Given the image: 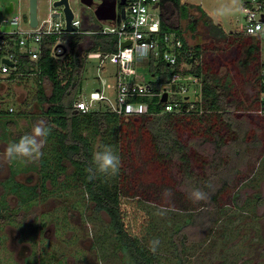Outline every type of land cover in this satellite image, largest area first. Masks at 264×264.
<instances>
[{
  "label": "trees",
  "instance_id": "16d2710c",
  "mask_svg": "<svg viewBox=\"0 0 264 264\" xmlns=\"http://www.w3.org/2000/svg\"><path fill=\"white\" fill-rule=\"evenodd\" d=\"M159 5L161 33L176 32L182 46L174 51V65H168L161 57L152 54L148 57L149 74L157 79L146 83L154 95L134 99L148 104L146 114L118 115L106 104L87 112L74 106L81 93L88 55L117 51L116 35L96 31L87 16L82 18L81 25L83 30L91 28V32L43 36L39 57L35 61L20 52L17 35L0 34V60L9 51L14 52L17 58L6 73L5 82L36 76L35 100L41 109L35 117L51 127L39 157L42 172L47 176L53 170L59 172L63 176L60 182L63 191L77 194L80 191L82 196L87 195L98 209L108 214L114 247L126 255L131 264H160L157 253L150 250V243L143 240L145 231H151L149 223H146L148 212L142 200L136 202L129 198L133 190L130 191L127 184L137 172L135 143L144 147L148 154L144 160H150L154 170L165 175L171 161H176L183 182H190V190L200 189L207 193V199L201 200L199 209L194 210L191 206L182 209L184 220L175 224L171 233L170 240L176 247L178 264L185 260L187 243L204 234L210 235L218 217L226 213L223 197H232L233 206L239 209L251 205L254 208L255 199L252 198L245 207L241 202L244 193L239 191L247 192L246 186L241 185L231 194L228 191L241 170L240 166H244L249 142L256 143L253 140L255 121L250 112L256 109L264 114V98L247 95L242 87V84L256 81L258 93L262 94L259 73L264 61L261 59L260 40L241 33L239 29L225 31L196 4L160 0ZM175 11L183 20H188L189 29L195 31L197 24L202 25L205 35L201 41L209 40L206 43L188 42L181 27L173 20ZM2 38L7 40V44L1 46ZM220 40L227 49L232 45L236 47L240 56L237 65L220 59L203 61L204 49L214 51ZM57 46H60V52H57ZM224 66L225 73L220 71ZM173 73H179L182 78L171 85L175 96L172 100H179L180 109L164 111L165 103L156 93L168 83ZM44 82L50 83V93L46 92ZM194 83H198L197 88ZM182 87H186L187 92L192 90L194 97L186 95L187 92L178 93ZM8 108H1L0 115L20 114L14 108L13 111ZM97 134L106 137L102 142L119 155L121 167L114 176L97 174L89 179L86 169L90 166L92 153L97 150L93 147ZM184 134L186 138H183ZM68 165L71 166L70 172L67 171ZM192 168L201 172L211 168L212 172L200 179ZM162 177L165 185L167 176ZM256 196L254 194L253 197Z\"/></svg>",
  "mask_w": 264,
  "mask_h": 264
},
{
  "label": "rangeland",
  "instance_id": "374dc122",
  "mask_svg": "<svg viewBox=\"0 0 264 264\" xmlns=\"http://www.w3.org/2000/svg\"><path fill=\"white\" fill-rule=\"evenodd\" d=\"M12 1L14 3V13L27 14L28 0ZM242 1L182 0L184 3L198 5L202 11L208 14L215 23H218L227 32L238 30L240 27L243 16L241 12ZM6 2L7 0H0V18L6 14L3 11ZM69 4L77 16L81 18H84V16L88 17L92 28L98 29L101 25H104L95 18L93 9L85 7L80 0H69ZM48 7L49 0H38V14L41 17L46 15ZM173 20L181 27L182 34L191 44H195L196 42L206 43L209 40L201 41L203 39L202 36L205 35L202 25L199 24L195 31L189 29L187 27L188 20H183L177 11L174 12ZM23 26L26 27V23H23ZM214 49V51L210 48L204 49L203 61L207 59H220L237 65L240 56L236 47L232 45V47L227 49L222 40H220L215 44ZM60 51V46H57V52ZM260 51L261 59L264 61V40L260 41ZM96 56L97 54L88 55L83 71L82 89L78 100L88 101L90 93L100 87L99 75L105 78L108 90L114 88L116 65L106 60L104 66L100 68L98 66L99 60ZM140 64L143 65H138V63V66L136 65L138 78L143 79L145 82L150 80L156 81L157 77L149 74L145 62L141 61ZM220 71L225 73L226 67H221ZM35 77L34 75L27 76L18 81L8 80L7 82H5L6 80H0V109L4 108L3 110H5L6 107L12 106L14 111L20 113L18 115L13 114V116L0 115V150L2 151H4L9 143L15 142L22 135L31 132L33 125L38 121H43L35 117L36 114H40L41 109L35 100ZM197 84L194 83L196 88ZM44 86L46 92L50 93V83L44 82ZM163 87L172 89L170 85L164 84ZM242 87H244V92L250 95L252 91L251 81L247 84H242ZM186 95L194 97L192 90H188ZM260 95L263 96L262 94ZM111 97L113 98L114 95H111ZM173 97L175 98L172 92H170V100ZM104 104L108 106L104 101H94L91 104V109L101 108ZM250 113L254 117V126L258 122L261 128L257 132L258 135L253 138V140H256V143L249 142L246 151L247 159L244 161V166H240L241 170H239V174L233 184L231 183L230 190L228 191L231 194L232 191L237 190L241 185L246 186L245 191L247 192H244V190L239 191L244 193L241 196V202L242 206L245 207L246 203L254 198L253 193L261 191L260 186L264 194V114L257 112L256 109H252ZM186 137L184 134L183 138ZM105 139L106 137L101 134L95 135L93 142L94 149L103 146V140ZM105 144H108V141ZM133 146L135 156L137 157L136 160H138L137 172L133 174L134 178L128 182L127 186L130 191L133 190L129 198L135 199L136 202L142 200L148 212V221L146 223H149L151 231H145L143 240L148 243L153 240H159V246L156 248L155 253L160 258V264H178L179 259L175 253L176 247L170 240L171 233L174 230L175 224L182 223L184 220L182 209L191 206L192 209L197 210L200 208L201 201L193 202V200L189 199L188 194L191 191L190 182L187 180L185 183L183 182L182 175L178 172V162L171 161L172 164L166 169L165 172L167 174L165 175L167 178L164 185L161 179L165 175L162 172L154 170V165L150 160H144V156L148 155L144 147L139 143H135ZM37 159L32 161L36 162ZM70 170L71 166L68 165L67 171L70 172ZM192 171L200 179H204L206 175H210L212 172L211 168H208L204 172L192 168ZM261 183L263 186L260 185ZM250 188H255V191L250 190ZM125 189L127 190V188ZM79 194H81L80 191ZM143 195L146 197L143 198ZM70 198L72 199L73 197ZM223 200L226 201V213L218 217V222L210 235L206 236L204 234L202 237L195 238L187 243L183 264H237L238 261L239 264H251L252 261L259 259L260 253L257 247L260 246V240L264 238V219L263 217L260 219L257 217L260 216L261 212H264V205L257 210L251 208V206L239 209L233 206L232 197L230 199L229 196H225ZM135 205L136 203L133 204V207ZM95 216H98L101 220L98 221ZM94 217L93 219L96 221L94 224L98 225L97 230H101L102 225L109 226L110 219L106 214L99 212ZM113 242V238H110V236L106 237L104 241L107 250L106 256H99L96 264H131L126 255L116 250L114 244H112ZM112 249L116 250L115 254L112 252Z\"/></svg>",
  "mask_w": 264,
  "mask_h": 264
},
{
  "label": "flooded vegetation",
  "instance_id": "af4514ba",
  "mask_svg": "<svg viewBox=\"0 0 264 264\" xmlns=\"http://www.w3.org/2000/svg\"><path fill=\"white\" fill-rule=\"evenodd\" d=\"M251 85L250 95L259 97L258 82ZM255 127L257 136L261 125L256 122ZM49 175L42 172L39 158L0 160V264H96L99 256H106L104 241L108 236L114 239V234L110 223L97 230L93 217L108 214L87 195L63 191L59 172ZM260 189L253 193L256 210L264 205ZM263 214L257 218L264 219ZM259 244V259L251 264H264V238Z\"/></svg>",
  "mask_w": 264,
  "mask_h": 264
},
{
  "label": "built area",
  "instance_id": "2783aa9c",
  "mask_svg": "<svg viewBox=\"0 0 264 264\" xmlns=\"http://www.w3.org/2000/svg\"><path fill=\"white\" fill-rule=\"evenodd\" d=\"M54 0H49V7L44 17L37 14L38 23L35 27H31L28 23V11L26 15L21 13H6L0 18V34L17 35V45L20 52L25 53L31 61H35L39 57V44L45 35L60 36L64 31V14L62 6H53ZM95 1V0H94ZM100 0H96L98 3ZM160 0H125V17L121 18L119 12L114 21L101 22L100 28L95 29L100 33L114 34L117 37V51L111 53H92L97 54L99 67L102 68L106 60L116 65L115 82H114V98L112 99L106 93L105 78L98 76L100 80L99 89L92 91L88 101L78 100L75 107L87 112L91 109L94 101H104L110 109L118 115H134L146 114L148 112V104L134 99L142 96H151L149 85L143 81L135 79L137 75V62L144 61L147 63L148 57L152 54L154 57H161L168 65L176 63L175 50L181 48L182 42L180 36L176 32L161 33V8ZM157 3V7L154 4ZM72 9V8H71ZM73 11V9H72ZM242 22L239 31L245 35H249L264 40V0H243L241 5ZM73 19L71 25L75 28L73 32H91L90 28L82 29V18L77 16L73 11ZM26 16V18H25ZM26 23V27L23 26ZM9 25L8 32L2 31L1 27ZM129 40V46L121 48L123 41ZM7 44V40L1 39V46ZM3 58L11 61V65L1 62L0 80L4 79L9 68L17 61L14 52H7ZM138 66V65H137ZM133 77V79L129 77ZM260 83L262 87V97L264 98V67L259 73ZM179 73L171 74L169 81L165 85H172L181 80ZM163 92H167L168 96L164 102V111H173L180 109L178 99L169 100L171 89L160 87L156 95L162 96ZM186 87L180 88L178 93L185 94ZM13 111V107L8 108Z\"/></svg>",
  "mask_w": 264,
  "mask_h": 264
},
{
  "label": "clouds",
  "instance_id": "9594fccd",
  "mask_svg": "<svg viewBox=\"0 0 264 264\" xmlns=\"http://www.w3.org/2000/svg\"><path fill=\"white\" fill-rule=\"evenodd\" d=\"M51 132V127L44 121H38L33 125L31 132L22 135L17 141L9 143L0 153V160L8 162L10 160L31 161L42 155V148ZM121 167V159L111 146L103 145L92 153L90 166L86 171L88 178H95L97 174L103 176L116 175ZM189 199L193 202L207 199V193L200 189H193L189 192ZM159 246V240L150 242V250L155 252Z\"/></svg>",
  "mask_w": 264,
  "mask_h": 264
},
{
  "label": "water",
  "instance_id": "95a60500",
  "mask_svg": "<svg viewBox=\"0 0 264 264\" xmlns=\"http://www.w3.org/2000/svg\"><path fill=\"white\" fill-rule=\"evenodd\" d=\"M81 3L88 8L93 9V14L97 20L100 22L114 21L117 18V14L121 18L125 17V0H100L98 3H95L94 0H80ZM53 6H62V11L64 14V31L73 32L74 27L71 25L73 19V11L69 4V0H54ZM154 7H157V3L154 4ZM14 9V3L12 0H7L4 5L3 11L5 13H11ZM38 0H28V23L31 27H35L38 23ZM2 31L8 32L10 30L9 25H4L1 27ZM131 42L129 40L123 41L121 43V48L129 46ZM2 63L11 65V61L7 58L1 59ZM167 99V92H163L161 96V101L165 102Z\"/></svg>",
  "mask_w": 264,
  "mask_h": 264
},
{
  "label": "crops",
  "instance_id": "0c3cea01",
  "mask_svg": "<svg viewBox=\"0 0 264 264\" xmlns=\"http://www.w3.org/2000/svg\"><path fill=\"white\" fill-rule=\"evenodd\" d=\"M13 10H14V9H13ZM137 63H138V65H143V64H140L139 61H138ZM145 64H146V63H145ZM146 65H147V64H146ZM136 67H137V66H136ZM136 69H137V68H136ZM133 77H134V76L129 77V78L133 79ZM138 77H139V75L137 74V75L135 76V79L138 80V81H143V82H145L143 79H139ZM145 83H146V82H145ZM106 84H107V82H106ZM106 87H107V85H106ZM97 89H99V88H97ZM97 89H96V90H97ZM94 91H95V90H94ZM114 92H115V88H113L112 90H110V89H109V90L106 89V93H107V95H109L110 97H111V95H114ZM111 98H112V97H111ZM113 98H114V97H113ZM113 98H112V99H113Z\"/></svg>",
  "mask_w": 264,
  "mask_h": 264
}]
</instances>
